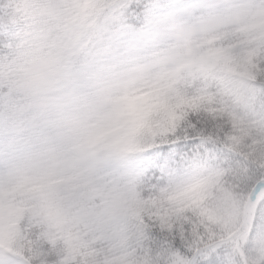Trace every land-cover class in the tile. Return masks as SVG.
<instances>
[{"label":"snow or ice","instance_id":"obj_1","mask_svg":"<svg viewBox=\"0 0 264 264\" xmlns=\"http://www.w3.org/2000/svg\"><path fill=\"white\" fill-rule=\"evenodd\" d=\"M0 264H264V0H0Z\"/></svg>","mask_w":264,"mask_h":264}]
</instances>
